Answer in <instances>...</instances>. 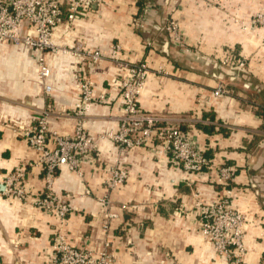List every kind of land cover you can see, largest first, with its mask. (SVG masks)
Returning <instances> with one entry per match:
<instances>
[{
	"label": "crops",
	"instance_id": "0c3cea01",
	"mask_svg": "<svg viewBox=\"0 0 264 264\" xmlns=\"http://www.w3.org/2000/svg\"><path fill=\"white\" fill-rule=\"evenodd\" d=\"M96 1L69 33L57 29L51 40L100 51L104 58L90 66L79 57H56L49 93L36 78L35 53L0 46V183L15 168L36 162L22 132L38 114L45 113L49 128L65 136L73 135L78 122L92 136L117 130L122 115L119 68L110 57L117 45L123 62L149 69L139 96L141 109L183 117V126H193L199 145L207 149L211 169H235L229 196L231 206L248 219L244 262L259 264L264 257V26L254 19L264 13V0H172L165 11L163 0H157L144 33L137 27L142 11L131 0ZM164 14L178 23L184 51L172 44L165 51V36L155 35ZM229 53L246 61L248 77L216 98L218 81L211 73ZM82 73L105 99L80 119L74 112ZM94 155L99 161L84 163L81 174L65 167L58 171L53 190L68 198L73 209L64 222L0 194V264H45L57 234L73 247L94 249V242L104 238L99 199L106 194L118 214L108 237L114 264H228L201 236L196 218L197 203L225 194L214 182V172L187 175L160 148L122 153L106 137L98 139ZM116 166L125 168L128 178L109 191L107 170ZM27 170L28 190L42 191L41 167Z\"/></svg>",
	"mask_w": 264,
	"mask_h": 264
},
{
	"label": "built area",
	"instance_id": "2783aa9c",
	"mask_svg": "<svg viewBox=\"0 0 264 264\" xmlns=\"http://www.w3.org/2000/svg\"><path fill=\"white\" fill-rule=\"evenodd\" d=\"M131 1L137 6L143 2L137 25L140 28L143 12L152 0ZM163 2L171 5L172 0ZM95 4L97 5L96 0H0V46L9 44L24 47L35 53L36 78L43 90L49 93V78L52 70L58 65L56 57H79L81 62H87L90 66H96L104 58L100 51L56 45L51 40L57 29L63 28L65 34L69 33L75 22L93 10ZM254 22L264 26V13L257 15ZM163 28L172 45L186 48L176 20L167 16ZM110 57L119 68L116 88L121 99L122 115L117 130L104 136H92L84 129L83 122H78L73 135L65 136L49 128L45 113L36 115L32 124L22 132V136L37 157L35 163L27 164V168L30 169L34 165L41 167L44 189L37 193L29 191L25 184L29 171L27 168L17 167L0 183V187H3L0 194L64 222L73 209L68 198L57 195L53 190L54 180L63 167L81 174L84 163L95 165L99 161L94 155L98 139L108 138L122 153L136 148H160L167 155L171 165L187 175L208 173L209 170L214 172V182L223 188L221 191L225 194L210 203L196 204L199 231L218 257L228 264H245L244 241L248 219L243 212L231 206L229 196L235 169L226 165L216 170L211 169V161L206 155L207 149L199 145L193 126H183V117H165L141 109L139 96L149 73L146 64L130 65L123 62L117 45L111 47ZM220 64L230 70L247 73L246 61L233 57L230 53ZM77 86L80 101L76 105L74 115L83 119L90 106L103 102L105 96L94 93V85L85 73L78 79ZM228 87L226 83L218 81L213 91L214 97L222 98L227 95ZM107 172L109 176L105 184L109 191L121 187L128 178V172L123 167L109 168ZM262 180L264 185V175ZM85 194L89 192L86 191ZM108 196L106 194L99 199L104 207L100 224L104 238L97 244L94 242L95 248L73 247L63 235L57 234L52 240L45 264H114L112 242L108 237L112 234L111 221L115 220L118 214L113 211ZM259 264H264V258Z\"/></svg>",
	"mask_w": 264,
	"mask_h": 264
},
{
	"label": "water",
	"instance_id": "95a60500",
	"mask_svg": "<svg viewBox=\"0 0 264 264\" xmlns=\"http://www.w3.org/2000/svg\"><path fill=\"white\" fill-rule=\"evenodd\" d=\"M163 1H162L163 5L162 4L161 5H162V7H164V11H165V9H167V7H168V4H165V2H163ZM157 6H158L157 0H152L151 4L147 7V10L145 12H143V20H142L141 27H140L142 33H144L146 31L145 25H146V22L148 20L149 15L151 13L155 12ZM166 13L168 15L169 11H167ZM167 15L164 14L163 17L161 18V20L156 25V27H154V31L156 32L155 35L165 36L166 40L163 42V46H164L165 51H167V48L171 45L170 40L168 38V35H167L165 29L163 28L164 24L166 22ZM6 45H8V44H6ZM179 50L184 51V49H181V48H179ZM76 70L78 71L77 68H76ZM211 76L217 81L224 82L228 86H233L235 84L243 82V80H246L248 77V74L240 72V71L230 70V69L222 66L221 64H215L213 67V71L211 73ZM244 82L245 83H243V87L248 88L249 87L248 82L247 81H244ZM262 184H263V180H262ZM263 188H264V185H263ZM2 189H3V187L1 186L0 190H2Z\"/></svg>",
	"mask_w": 264,
	"mask_h": 264
},
{
	"label": "trees",
	"instance_id": "16d2710c",
	"mask_svg": "<svg viewBox=\"0 0 264 264\" xmlns=\"http://www.w3.org/2000/svg\"><path fill=\"white\" fill-rule=\"evenodd\" d=\"M142 1H141V3H139V9H142Z\"/></svg>",
	"mask_w": 264,
	"mask_h": 264
},
{
	"label": "rangeland",
	"instance_id": "374dc122",
	"mask_svg": "<svg viewBox=\"0 0 264 264\" xmlns=\"http://www.w3.org/2000/svg\"><path fill=\"white\" fill-rule=\"evenodd\" d=\"M264 258V257H263ZM261 261H262V259H261Z\"/></svg>",
	"mask_w": 264,
	"mask_h": 264
}]
</instances>
